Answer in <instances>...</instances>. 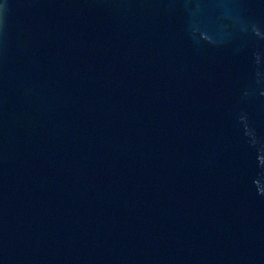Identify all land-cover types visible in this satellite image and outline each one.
Returning a JSON list of instances; mask_svg holds the SVG:
<instances>
[{"label": "water", "instance_id": "1", "mask_svg": "<svg viewBox=\"0 0 264 264\" xmlns=\"http://www.w3.org/2000/svg\"><path fill=\"white\" fill-rule=\"evenodd\" d=\"M0 264H264V0H0Z\"/></svg>", "mask_w": 264, "mask_h": 264}]
</instances>
